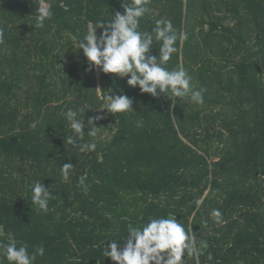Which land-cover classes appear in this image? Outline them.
<instances>
[{"label": "trees", "instance_id": "16d2710c", "mask_svg": "<svg viewBox=\"0 0 264 264\" xmlns=\"http://www.w3.org/2000/svg\"><path fill=\"white\" fill-rule=\"evenodd\" d=\"M146 6L141 31L166 18L187 35L167 67L192 76L202 105L153 98L127 78L88 70L75 41L122 13L119 0H0V241L8 243L12 232L30 253L42 245L35 264H115L103 251L111 240L123 243L129 223L175 216L197 246L208 242L185 264H264V0ZM41 7L52 16L34 28ZM109 93L132 98V110H96ZM69 108L83 109L78 118L85 115L86 124L103 116L96 137L85 128L81 141L67 143L75 136ZM80 143L97 147L80 152ZM69 162L74 168L64 180L61 166ZM37 181L51 187L47 213L31 203Z\"/></svg>", "mask_w": 264, "mask_h": 264}, {"label": "clouds", "instance_id": "9594fccd", "mask_svg": "<svg viewBox=\"0 0 264 264\" xmlns=\"http://www.w3.org/2000/svg\"><path fill=\"white\" fill-rule=\"evenodd\" d=\"M123 12L116 11L107 22L98 20L91 25L82 39L75 41L79 50L89 63V69L98 68L104 74H116L120 79H126L128 86L139 88L141 93L150 94L159 98L166 94L172 97L188 99L193 103H204L203 90L192 84V76L181 68L169 70L167 63L172 54L177 51L178 39L186 40L187 35L178 32L170 19L161 18L155 21L151 32L141 31V18L148 12L149 0H119ZM52 12L47 7H41L36 16L34 28H43L45 21L50 19ZM97 29H101L97 35ZM4 42V30L0 28V44ZM158 44V55H152L154 45ZM119 91H123L118 88ZM99 89V88H97ZM112 91V90H111ZM133 100L126 95H111L103 97V103L98 110H107L109 114L123 113L132 110ZM91 109V108H90ZM83 109L69 108L66 119L75 136L67 137V143L72 146L84 138L83 129L88 128L89 137L97 136L95 121L103 118L102 115L91 116L85 123V115L78 118ZM35 127V124L32 125ZM96 143H80V152L95 151ZM74 166L69 162L61 166L64 180H68ZM86 176L79 178L84 191ZM31 203L37 213L49 211V202L54 199L51 187L46 188L43 182L37 181L30 185ZM196 205L202 201L197 199ZM216 222H220L222 213L213 209L210 213ZM8 243L0 241V264L6 259L8 264H35L37 256L44 257V247L38 246L31 253L26 243L19 246L12 232L7 234ZM123 245V246H121ZM208 248L206 240H200L190 235L184 225L178 222L175 216L150 217L146 223L127 225V235L123 243L111 240L103 251L104 257H109L115 264H185V256L194 257L204 254ZM207 259L212 260V254L207 253Z\"/></svg>", "mask_w": 264, "mask_h": 264}, {"label": "rangeland", "instance_id": "374dc122", "mask_svg": "<svg viewBox=\"0 0 264 264\" xmlns=\"http://www.w3.org/2000/svg\"><path fill=\"white\" fill-rule=\"evenodd\" d=\"M99 80V79H98Z\"/></svg>", "mask_w": 264, "mask_h": 264}]
</instances>
